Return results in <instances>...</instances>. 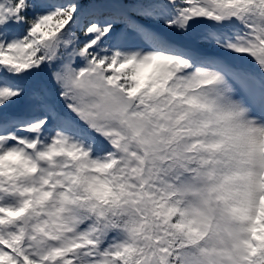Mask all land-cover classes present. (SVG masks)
<instances>
[{
	"label": "snow or ice",
	"instance_id": "obj_1",
	"mask_svg": "<svg viewBox=\"0 0 264 264\" xmlns=\"http://www.w3.org/2000/svg\"><path fill=\"white\" fill-rule=\"evenodd\" d=\"M0 264H264V0H0Z\"/></svg>",
	"mask_w": 264,
	"mask_h": 264
}]
</instances>
